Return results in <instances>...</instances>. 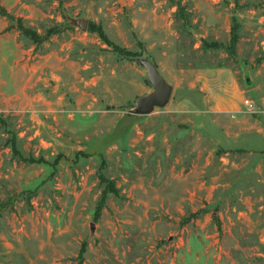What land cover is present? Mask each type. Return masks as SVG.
Here are the masks:
<instances>
[{
    "label": "rangeland",
    "instance_id": "rangeland-1",
    "mask_svg": "<svg viewBox=\"0 0 264 264\" xmlns=\"http://www.w3.org/2000/svg\"><path fill=\"white\" fill-rule=\"evenodd\" d=\"M208 68L262 92L264 0H0V264H264V151Z\"/></svg>",
    "mask_w": 264,
    "mask_h": 264
},
{
    "label": "crops",
    "instance_id": "crops-1",
    "mask_svg": "<svg viewBox=\"0 0 264 264\" xmlns=\"http://www.w3.org/2000/svg\"><path fill=\"white\" fill-rule=\"evenodd\" d=\"M199 78L207 90L205 102L208 110L222 115L231 114L237 120L233 134L244 143L238 148L264 151L250 144L256 143L251 139L253 136L264 140V89L258 93L260 87L257 84L241 87L234 73L223 68L202 69ZM244 99H250L255 104L256 112L248 111Z\"/></svg>",
    "mask_w": 264,
    "mask_h": 264
},
{
    "label": "water",
    "instance_id": "water-1",
    "mask_svg": "<svg viewBox=\"0 0 264 264\" xmlns=\"http://www.w3.org/2000/svg\"><path fill=\"white\" fill-rule=\"evenodd\" d=\"M150 78L154 83L155 89L143 103H148L150 107L154 104L165 105L170 100L172 86L154 70H150Z\"/></svg>",
    "mask_w": 264,
    "mask_h": 264
},
{
    "label": "built area",
    "instance_id": "built-area-1",
    "mask_svg": "<svg viewBox=\"0 0 264 264\" xmlns=\"http://www.w3.org/2000/svg\"><path fill=\"white\" fill-rule=\"evenodd\" d=\"M244 104L247 106V109L250 113L256 112V107L250 99H244Z\"/></svg>",
    "mask_w": 264,
    "mask_h": 264
},
{
    "label": "trees",
    "instance_id": "trees-1",
    "mask_svg": "<svg viewBox=\"0 0 264 264\" xmlns=\"http://www.w3.org/2000/svg\"><path fill=\"white\" fill-rule=\"evenodd\" d=\"M235 41H236V39L235 38H232V40H231V42H230V48L232 47L233 48V46L235 45ZM236 149H243V148H236ZM244 150V149H243Z\"/></svg>",
    "mask_w": 264,
    "mask_h": 264
}]
</instances>
